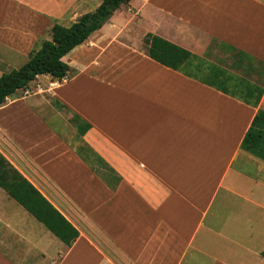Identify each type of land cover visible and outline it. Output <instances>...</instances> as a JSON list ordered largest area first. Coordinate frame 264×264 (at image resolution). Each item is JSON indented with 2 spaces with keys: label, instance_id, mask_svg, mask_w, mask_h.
Masks as SVG:
<instances>
[{
  "label": "crops",
  "instance_id": "0c3cea01",
  "mask_svg": "<svg viewBox=\"0 0 264 264\" xmlns=\"http://www.w3.org/2000/svg\"><path fill=\"white\" fill-rule=\"evenodd\" d=\"M2 1L0 75L41 23L100 4ZM151 37L190 55L166 67ZM63 61L62 81L0 106V154L78 237L66 246L0 187V264H264V158L241 145L264 112V0H131Z\"/></svg>",
  "mask_w": 264,
  "mask_h": 264
},
{
  "label": "trees",
  "instance_id": "16d2710c",
  "mask_svg": "<svg viewBox=\"0 0 264 264\" xmlns=\"http://www.w3.org/2000/svg\"><path fill=\"white\" fill-rule=\"evenodd\" d=\"M130 1L100 0L93 11L81 15L69 26L54 24L50 30V39L42 41L38 48L31 51L22 66L0 75V106L37 76L47 75L53 80L62 81L69 72V66L63 61V57L84 43L116 10ZM145 42L149 45L148 56L151 59L175 70L190 55L157 37L147 38ZM259 99L260 95L255 98L254 103L257 104ZM88 127L84 125L77 130L84 133ZM241 145L249 153L264 158L263 111H259L253 118ZM0 187L66 246L77 239L78 232L1 154ZM261 255L264 256V251Z\"/></svg>",
  "mask_w": 264,
  "mask_h": 264
},
{
  "label": "rangeland",
  "instance_id": "374dc122",
  "mask_svg": "<svg viewBox=\"0 0 264 264\" xmlns=\"http://www.w3.org/2000/svg\"><path fill=\"white\" fill-rule=\"evenodd\" d=\"M4 6H5V1L0 0V12L5 10ZM41 30H42L41 31V36H40L41 42L46 40V39L47 40L50 39V30H51L50 25H43L41 23ZM0 37H1V33H0ZM71 141L73 142V145L76 144V142H75V140L73 138H71Z\"/></svg>",
  "mask_w": 264,
  "mask_h": 264
}]
</instances>
